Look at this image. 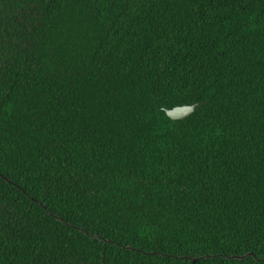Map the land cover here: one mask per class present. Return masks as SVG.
Wrapping results in <instances>:
<instances>
[{
  "label": "trees",
  "instance_id": "16d2710c",
  "mask_svg": "<svg viewBox=\"0 0 264 264\" xmlns=\"http://www.w3.org/2000/svg\"><path fill=\"white\" fill-rule=\"evenodd\" d=\"M0 264H264V0H0Z\"/></svg>",
  "mask_w": 264,
  "mask_h": 264
},
{
  "label": "water",
  "instance_id": "95a60500",
  "mask_svg": "<svg viewBox=\"0 0 264 264\" xmlns=\"http://www.w3.org/2000/svg\"><path fill=\"white\" fill-rule=\"evenodd\" d=\"M206 102L197 103L194 105H185L182 107H175L173 109L164 108L167 116L173 121H184L193 116L197 111L202 108Z\"/></svg>",
  "mask_w": 264,
  "mask_h": 264
}]
</instances>
